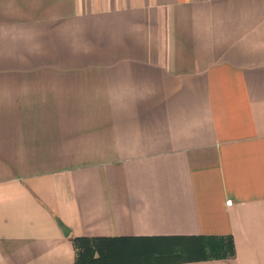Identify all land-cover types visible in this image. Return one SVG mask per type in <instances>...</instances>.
Masks as SVG:
<instances>
[{
	"label": "crops",
	"instance_id": "obj_1",
	"mask_svg": "<svg viewBox=\"0 0 264 264\" xmlns=\"http://www.w3.org/2000/svg\"><path fill=\"white\" fill-rule=\"evenodd\" d=\"M198 235L264 264V0H0V264Z\"/></svg>",
	"mask_w": 264,
	"mask_h": 264
},
{
	"label": "trees",
	"instance_id": "obj_2",
	"mask_svg": "<svg viewBox=\"0 0 264 264\" xmlns=\"http://www.w3.org/2000/svg\"><path fill=\"white\" fill-rule=\"evenodd\" d=\"M75 264H145L234 255L230 235L192 237H85L72 239Z\"/></svg>",
	"mask_w": 264,
	"mask_h": 264
}]
</instances>
